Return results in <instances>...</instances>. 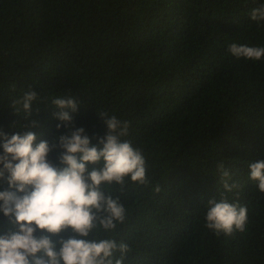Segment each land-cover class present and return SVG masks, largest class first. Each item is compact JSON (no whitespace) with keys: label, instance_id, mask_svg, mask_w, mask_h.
I'll return each instance as SVG.
<instances>
[{"label":"trees","instance_id":"16d2710c","mask_svg":"<svg viewBox=\"0 0 264 264\" xmlns=\"http://www.w3.org/2000/svg\"><path fill=\"white\" fill-rule=\"evenodd\" d=\"M262 4L0 0V130L10 136L28 123L11 108L28 89L43 99L31 115L36 143L63 131L56 97L80 102L75 123L92 143L106 132L101 112L129 122L122 139L142 152L148 182L106 189L126 209L111 234L130 246L123 264H264V192L248 178L249 163L264 160V57L228 51L231 43L264 47V21L250 18ZM49 159L58 163L55 152ZM214 198L246 206L245 231L205 227ZM5 225L0 213V231Z\"/></svg>","mask_w":264,"mask_h":264},{"label":"clouds","instance_id":"9594fccd","mask_svg":"<svg viewBox=\"0 0 264 264\" xmlns=\"http://www.w3.org/2000/svg\"><path fill=\"white\" fill-rule=\"evenodd\" d=\"M250 18L264 21V4L252 9ZM228 51L237 58L264 57V47L231 43ZM42 100L36 91H25L11 108L28 123L10 136L0 130V179L8 185L0 190V213L6 218L0 231V264H123L130 246L111 234L125 221L126 209L106 189L123 188L128 180L148 182L142 152L122 139L129 135V122L101 112L106 132L92 143L84 127L75 123L80 102L74 96L56 97L51 99L57 109L52 115L60 122L57 130L63 131L51 142L36 143L32 129L39 122L31 115L33 105ZM52 152L58 163L49 159ZM248 168V178L264 192V160L251 161ZM217 169L223 188L231 192L236 187L228 182L232 174L223 162ZM206 206L207 229L217 235L245 231L246 206L224 198L210 199Z\"/></svg>","mask_w":264,"mask_h":264}]
</instances>
